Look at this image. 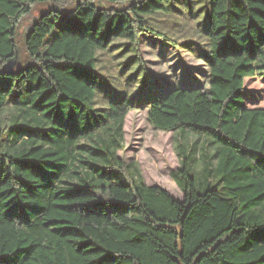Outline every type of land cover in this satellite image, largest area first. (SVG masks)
Masks as SVG:
<instances>
[{
	"label": "trees",
	"instance_id": "trees-1",
	"mask_svg": "<svg viewBox=\"0 0 264 264\" xmlns=\"http://www.w3.org/2000/svg\"><path fill=\"white\" fill-rule=\"evenodd\" d=\"M144 34L205 60L208 88L148 100ZM145 106L218 144L215 184L185 149L183 199L89 176L84 141ZM0 264H264V0H0Z\"/></svg>",
	"mask_w": 264,
	"mask_h": 264
},
{
	"label": "rangeland",
	"instance_id": "rangeland-1",
	"mask_svg": "<svg viewBox=\"0 0 264 264\" xmlns=\"http://www.w3.org/2000/svg\"><path fill=\"white\" fill-rule=\"evenodd\" d=\"M141 45L153 82H148V100L177 86L208 88L209 67L205 60L195 56L191 50L173 46L147 34L142 35ZM118 124V121L114 120L108 126L110 129L99 130L100 140L98 137H92L84 141L88 149L84 166L93 180L104 178L105 174L117 178L120 182H128L130 179L142 180L149 185H160L183 199L184 192L172 172L181 164V152L185 149L190 152L201 189L216 183L215 177L210 178L207 175V169L212 156L218 153V144L204 134L180 128L158 129L149 120L147 106L136 107L128 112L122 141L117 134ZM115 147H119L117 155L128 164L126 168L109 165V152ZM89 149L99 152L98 155L92 156ZM93 161L96 164H93ZM213 163L216 165L217 158L213 159Z\"/></svg>",
	"mask_w": 264,
	"mask_h": 264
}]
</instances>
